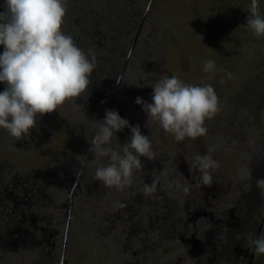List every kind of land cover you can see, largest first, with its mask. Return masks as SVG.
I'll list each match as a JSON object with an SVG mask.
<instances>
[{
	"label": "rangeland",
	"instance_id": "rangeland-1",
	"mask_svg": "<svg viewBox=\"0 0 264 264\" xmlns=\"http://www.w3.org/2000/svg\"><path fill=\"white\" fill-rule=\"evenodd\" d=\"M3 4L0 0V11ZM250 6L251 0H67L63 31L95 63L89 88L77 100L79 107L66 102L45 115L46 128L31 142L0 141V164L45 186L46 181L68 182L64 176L70 168L65 167L72 156L79 163L78 184L69 186L67 194L53 188V202H64V209L49 214V226L34 218L35 235L38 229L43 236L53 231L50 249L0 246V264H200L207 252L212 256L207 264H246L248 227L257 228L255 218L264 208L255 212L250 192L264 177V37L246 27ZM257 10L264 17V0H257ZM92 22L97 38L89 30ZM103 36L115 43L104 45ZM126 41L134 45L129 54L123 50ZM209 60L216 67L206 73L203 65ZM111 64L123 72L120 83L116 80L108 89L104 81L111 79L105 70ZM163 76L214 88L220 110L205 121L206 135L176 141L158 123L146 124L148 117L136 98L151 103V88ZM84 106L91 108L89 116ZM107 110L148 136L154 158L143 159L152 164L155 194L166 197L145 195V185H151L141 170L134 171L131 189L118 191L95 180L97 186L86 191L85 178L94 180L99 165L88 151L81 123L87 117L93 123L95 116L102 121ZM204 155L219 163L210 185L201 182L193 167V158ZM154 200L158 206L174 205L177 213L201 201L202 215L195 219L199 227H178L175 235L161 237L165 233L153 227L157 221L144 217ZM259 238H264V221ZM253 257L254 264H264V255Z\"/></svg>",
	"mask_w": 264,
	"mask_h": 264
},
{
	"label": "clouds",
	"instance_id": "clouds-1",
	"mask_svg": "<svg viewBox=\"0 0 264 264\" xmlns=\"http://www.w3.org/2000/svg\"><path fill=\"white\" fill-rule=\"evenodd\" d=\"M0 11V129L16 140L30 135L39 118L57 112L66 102L76 104L88 90L94 61L63 31L67 0H4ZM246 27L264 37V17L251 0ZM211 60L206 73L215 70ZM211 79V76L208 77ZM117 83L120 81L117 79ZM151 103L137 97L135 103L147 115V123H158L176 141L197 139L207 134L204 126L219 112V98L209 84H186L176 76H163L152 86ZM88 143L98 162L95 179L105 187L123 190L132 183L133 173L142 167L141 158L153 159L152 144L140 127L131 126L114 110L95 121ZM129 128L131 137L121 145L116 133ZM211 151V150H210ZM193 167L204 185L212 183V171L219 163L210 155L193 158ZM264 195V178L256 181ZM155 186L145 185V195ZM257 255H264V238L252 240Z\"/></svg>",
	"mask_w": 264,
	"mask_h": 264
},
{
	"label": "trees",
	"instance_id": "trees-1",
	"mask_svg": "<svg viewBox=\"0 0 264 264\" xmlns=\"http://www.w3.org/2000/svg\"><path fill=\"white\" fill-rule=\"evenodd\" d=\"M4 11V10H2ZM96 18V17H95ZM89 30L91 31V36H96L97 38V33L98 31H96V27L94 26V22H92ZM126 32V31H125ZM84 35H87L86 32L83 33ZM110 36V35H109ZM109 36H103L102 41L104 42V45L109 44L111 41V45L114 44L115 40H113L112 37ZM127 46V48H126ZM126 46L123 50H127L129 45H127V41H126ZM110 51L111 53L114 52V50H107ZM3 53V46H0V54ZM118 56L120 55V52L117 53ZM122 54V53H121ZM97 69H99V71H101V67H96ZM107 73V77H109V79H111V81H104L105 84L106 82L108 83V89L110 88V86L112 85L113 82H115L118 76V72L120 71L115 64H111L108 65L107 69L105 70ZM141 75V72L139 73V76ZM97 76V75H96ZM99 77V76H97ZM103 77V76H102ZM101 78V77H99ZM98 78V79H99ZM143 78V77H140ZM6 85L4 84H0V92H2L5 89ZM109 92V91H108ZM90 109L89 107L84 106V110H85V114H87V116H89L90 113ZM123 113V112H122ZM49 116V115H48ZM137 115H134L133 119H136ZM98 117H94V121L92 123L91 119L89 117H87L84 121H82L81 123V127L87 131L86 136L84 137L86 139L85 144H88V141H90V136L93 133V131L95 130V126H94V122L98 121L97 119ZM44 122H46L43 118H39L37 121V127L35 129H32L30 132V135L28 137H25L23 139L20 140V143L22 140L24 141H29L31 137L36 138V136L38 135V130L41 131L42 129H44L45 124ZM135 122V121H134ZM46 128V127H45ZM116 136L118 138V142L123 145L124 143L129 141V132H128V128L123 129L121 132L116 133ZM92 138V137H91ZM7 141L8 143L11 142L12 137L9 136L7 134L6 131H4L3 129H0V141ZM31 142V141H29ZM70 158V157H69ZM68 160V159H67ZM146 159H143V157L141 158V163H142V167L140 169H138L137 171L143 174V176L145 177L146 183H153L154 180H150L151 178L153 179L154 177V173L151 168V163L148 161H146ZM78 160H76L75 158H71L68 160L67 164L68 166H66L65 168H70L66 173H65V169L63 171V173H61V178L62 176H64V173L66 176H64L66 179H68L67 183H60L58 184L57 182L54 181H46V185H40V181L37 178H31L27 175H25L23 178L20 176H17V174L12 173L11 170L9 169L8 165L6 168H3V164H0V246L4 247L7 245H10L11 247H15V246H19L20 248L24 247H32L35 248L36 247H40V246H46L47 249H50V235L53 232L52 230H50L45 236H43V229H38L37 232H39L38 235H35L36 231H34V226H33V221L34 218L38 221H42L41 224L45 227L49 226L50 222H48V217L49 214L51 212L54 211V209H64V202H53V198H56V195L54 194L53 188H59L60 190H58L59 192H63L65 194H67V191L69 190V186H71L72 184H78L76 181V179L79 180V172H78V168H79V163L77 162ZM146 168V171L145 169ZM14 176H17L21 179H17L18 183H16L17 185L16 188L15 186H11L13 183H11V179L14 178ZM80 176L82 177V174H80ZM264 178V177H263ZM87 181L85 183V185L87 184V188L88 190H86L88 193L90 191H92L93 187H96L98 183H95L96 179L92 180L91 178L88 179L85 178ZM259 179V178H258ZM83 180V178H82ZM81 181V178H80ZM85 181V180H84ZM144 181L142 182L144 184ZM151 181V182H150ZM48 184H50L49 186H47ZM155 184V183H154ZM153 184V185H154ZM156 185V184H155ZM154 185V186H155ZM254 185H256V181L254 183ZM152 186V185H151ZM128 189H131V186L127 187ZM52 189V190H50ZM89 189H91L89 191ZM157 189V186H156ZM257 189V190H256ZM42 190V191H40ZM47 190L52 191L47 193ZM71 190V188H70ZM163 190V189H161ZM76 192H78L77 190H75ZM253 191L254 194V203H253V207L254 210H256L255 212H258V206H263L264 204V195H262V191L261 189L257 188V185L255 186L254 190H250V192ZM256 194V195H255ZM150 195L153 196H164L166 197V194H162L160 191L155 194V191H153V193H151ZM208 195L204 196L203 198H207ZM162 198V197H161ZM149 204V203H148ZM158 201H153L152 206L149 207V205H147V207L145 208V214L144 217L146 216L148 218V215H151L150 218H154L157 222L153 225V227L155 226V228H158L162 233L164 232L165 234L161 237L165 238L167 237L170 233H172V235H175V229L178 227H182V226H193L194 221L192 220V218H194V214L199 217L202 215V210L200 209L202 202L198 201L197 204H195V206H192V208H188L187 207L184 208V210H178V213L176 212V207L174 205H170L167 202V205H163V206H158ZM191 206V205H190ZM262 208H261V212H262ZM207 213V212H206ZM224 213V212H222ZM126 214V213H125ZM155 214V215H154ZM223 215V214H222ZM183 218H182V217ZM261 213H259L256 216V220L258 218V220L260 219ZM35 220V221H36ZM149 220V219H148ZM147 220V224L148 226L150 225V223ZM183 220V221H182ZM257 220V222H258ZM127 221V220H125ZM53 224V223H52ZM111 224V223H110ZM195 227H199L198 224H194ZM128 227V226H127ZM144 227H146V221L145 223L142 225V228L144 229ZM149 228H152L151 225L149 226ZM250 230V236L251 239L253 240L254 238V234H255V230L256 228H251L248 227ZM14 231V232H13ZM45 231V229H44ZM174 231V232H173ZM13 235L12 236V233ZM124 232L126 233V231L124 230ZM42 233V234H41ZM33 235L35 237H33ZM171 235V234H170ZM19 236V238H18ZM16 239H15V238ZM40 237V238H39ZM8 238V239H7ZM136 240V239H135ZM6 242V243H5ZM132 244V243H131ZM49 245V246H48ZM49 247V248H48ZM166 251V249H165ZM205 252V251H204ZM255 253V251H254ZM203 255V254H202ZM254 255V254H253ZM248 257V256H247ZM211 254H209V252L205 253L204 256H202V259L198 262H200V264H207L208 261L209 263H211ZM254 257H252V261L251 264H254Z\"/></svg>",
	"mask_w": 264,
	"mask_h": 264
},
{
	"label": "water",
	"instance_id": "water-1",
	"mask_svg": "<svg viewBox=\"0 0 264 264\" xmlns=\"http://www.w3.org/2000/svg\"><path fill=\"white\" fill-rule=\"evenodd\" d=\"M256 2H257V0H256ZM263 221H264V208H263V211L261 213V216H260V219H259V222H258V226H257V228L255 230V234H254L253 240L259 238V234H260V231H261V228H262ZM253 254H254V246L251 245V249H250L246 264H251Z\"/></svg>",
	"mask_w": 264,
	"mask_h": 264
},
{
	"label": "flooded vegetation",
	"instance_id": "flooded-vegetation-1",
	"mask_svg": "<svg viewBox=\"0 0 264 264\" xmlns=\"http://www.w3.org/2000/svg\"><path fill=\"white\" fill-rule=\"evenodd\" d=\"M133 47H134V45H133V43H130L129 44V47H128V53L127 54H129L132 50H133ZM147 70H148V68H147ZM147 70L145 69L144 71H141V75L143 76V74L144 73H147ZM122 72H123V70L122 69H120V71L118 72V76H117V78H121V74H122ZM143 72V73H142ZM17 179H21V178H19V177H17V176H14V178H12L11 179V183H13L11 186H15V185H17L16 183H18V180ZM15 188H16V186H15ZM191 206L190 205H188V208H190ZM192 208V207H191ZM194 216V218H192V220L194 221V223H193V225L195 224V219H197V216L194 214L193 215ZM263 225V224H262Z\"/></svg>",
	"mask_w": 264,
	"mask_h": 264
}]
</instances>
